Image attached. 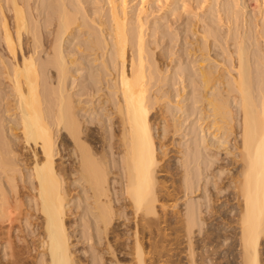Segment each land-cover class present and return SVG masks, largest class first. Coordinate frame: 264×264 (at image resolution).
<instances>
[{"label": "bare ground", "instance_id": "bare-ground-1", "mask_svg": "<svg viewBox=\"0 0 264 264\" xmlns=\"http://www.w3.org/2000/svg\"><path fill=\"white\" fill-rule=\"evenodd\" d=\"M53 1L43 24L31 0H0L11 57H0V264H264V49L253 65L247 21L230 69L179 67L204 92L194 148L175 150L184 106L153 91L167 77L143 15L107 0L110 28L87 21L91 50H105L94 70L65 50L78 20L70 0ZM200 189L206 211L189 197Z\"/></svg>", "mask_w": 264, "mask_h": 264}, {"label": "rangeland", "instance_id": "rangeland-1", "mask_svg": "<svg viewBox=\"0 0 264 264\" xmlns=\"http://www.w3.org/2000/svg\"><path fill=\"white\" fill-rule=\"evenodd\" d=\"M126 2L132 16L141 13L148 22L147 43L155 61L163 70L162 75L167 77L162 83H159V80H154L152 84L153 91L159 94L163 90H168L173 105L184 106L183 111H175L177 114L176 119L180 118L183 125L181 126L182 130L174 136L176 142H181V145L174 146V149H193L196 137L191 131L197 118V112L193 113V110L203 106V102L200 101L194 105L193 101L201 100L204 88L201 83L189 79L188 75L187 81L182 83L176 73L179 67L189 68L194 72L199 71L200 65H222L230 69L231 59L234 60L236 56L234 53L236 50L235 41L236 38L245 35L246 21L248 29V33H246L247 46L251 54L252 64L256 65L257 55L262 48L264 49V38L259 37V30H262L264 25V0H126ZM70 6L72 10L75 9L78 20L73 25L74 35L65 44V50L71 52L72 56L85 58L89 65L94 66V70H103L105 50L99 49L98 52L91 50V31L90 27L86 25L88 21L91 26L98 28L99 23L102 21L107 24V28H110L107 0H70ZM6 11L8 15H11L8 10ZM30 11L34 18L45 24L55 15L54 1L31 0ZM237 11L239 12L238 15L236 14ZM80 23L82 25L78 27ZM57 25L58 21L53 20L52 25L49 27L54 31L53 34L49 33L47 28H44L47 40L54 38ZM27 49L28 46L25 45V50ZM106 51H108V48ZM98 55L100 58L95 61ZM110 55L111 50L108 52V59ZM39 56L46 58L47 54L42 52ZM0 57H4L5 60L11 62V57L7 53L1 37ZM76 68L78 66H74L73 70H76ZM1 73L0 66V91L2 89L4 93L3 90L5 92L9 90V84ZM2 76H4V79H2ZM107 78L111 79L113 76ZM83 79L79 75V83L83 82ZM101 86L103 90L99 94H104L107 88L105 84ZM184 86H187L186 89H184ZM7 92L9 93V91ZM3 93L0 94L1 97ZM83 98L91 99L87 96ZM97 98L98 96H96ZM178 101H181L180 104H178ZM0 109H2L1 106ZM155 112L156 109L152 111V114ZM176 153L171 154L177 156H175V161H179L182 154ZM220 157H225L223 152H221ZM208 180L209 178L205 176V184ZM202 182L204 183V181ZM209 187H212V184L209 183ZM189 197L205 204L203 210L206 211V193L204 191L200 189ZM188 198L179 201L182 209L185 208L183 202ZM17 234L20 233L16 231L15 235ZM202 236L203 234H199V238ZM1 255L5 259L4 251ZM182 255L185 256V254Z\"/></svg>", "mask_w": 264, "mask_h": 264}]
</instances>
